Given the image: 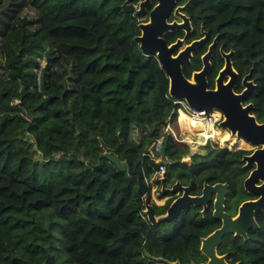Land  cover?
I'll return each mask as SVG.
<instances>
[{"label": "trees", "instance_id": "trees-1", "mask_svg": "<svg viewBox=\"0 0 264 264\" xmlns=\"http://www.w3.org/2000/svg\"><path fill=\"white\" fill-rule=\"evenodd\" d=\"M123 1L0 0V264L205 259L200 240L218 226L211 202L205 215L185 205L176 218L151 224L142 218L137 176L99 158L109 148L151 178L155 162L142 153L162 136L164 122L176 121L179 108L156 56L139 49L141 20L122 10ZM183 2L193 26L187 41L202 27L206 44L217 37L216 48L233 50L240 76L251 69L256 88L249 99L263 121L264 0H177ZM178 35L165 37L171 42ZM205 47L183 65L187 78L199 69ZM183 117V127L203 130ZM226 140L203 145L183 162L188 145L169 135L165 183L178 180L198 194L205 183L224 182L226 208L236 207L249 196L241 160L249 151L235 150L244 141ZM168 204L154 205L155 214ZM255 220L258 228L247 239L226 236L218 254L227 252L232 264H264V211Z\"/></svg>", "mask_w": 264, "mask_h": 264}, {"label": "water", "instance_id": "water-1", "mask_svg": "<svg viewBox=\"0 0 264 264\" xmlns=\"http://www.w3.org/2000/svg\"><path fill=\"white\" fill-rule=\"evenodd\" d=\"M150 1L141 0L135 9L129 0H124L121 8L124 12H130L140 16L144 13L145 8L149 7ZM175 5L176 0H156V4L149 11V20L138 24L140 34L135 36V40L138 42L139 49L143 54L156 56L169 80L168 94L172 98L184 100L194 110H210L212 108L220 110L223 114V119L220 122L222 127L228 129L232 135L242 138L250 144L258 145L251 153L244 154L241 158L244 162V167H252L243 181V186L248 192L257 195V200L241 203L238 208V213L235 217H232L223 208L226 183H215L213 185L205 183L201 195L192 196L188 193V188L182 186L178 181L171 188H165L162 185V191L164 193L174 192L175 185L181 186L183 193L169 205L164 214L156 217L154 209L148 202V197L145 194L147 185L141 171L135 166H132L128 158L121 161L117 155L110 154L109 148H105L104 152L99 155V158L106 157L113 162L118 170L126 171L130 175L134 174L137 176V193L144 197L145 208H143L142 212L147 215V219L151 224H158L176 218L180 209L185 205L192 204L205 208L206 203L211 200L212 194H215L212 215L214 218L221 220V225L202 238L200 248L204 255L208 257V260L206 263L199 264H228L225 262L223 256L216 254L215 247L221 243V238L226 233H234V235H240L246 239L248 229L258 228L253 211L264 210V123L258 124L254 116L250 115L252 109L251 103L242 104V102L249 98L252 89L255 87V84L251 80H248L250 72L242 78V85L245 88L239 93L233 90L237 73L231 65V51L228 53L222 51V54L225 56V66L219 71V76L216 79V87L213 89L207 87L206 73L210 66L209 57L214 47V41L208 46L207 52L202 55L203 65L200 71L192 74V80L196 82L185 77L182 71V64L189 62L192 51L196 46L203 43L207 33L204 31L203 37L193 40L189 45H183V39H177L175 43L168 44L163 37L167 31L184 28L185 37L190 31L189 18L179 11L182 6H176L174 11L175 15L181 18L182 21H172L171 23L167 21ZM176 50L177 53L175 54L174 52ZM227 73L230 78L224 83L223 78ZM167 140L168 134L165 135L160 150L162 161L155 164V170L158 169L163 161H166L164 149ZM115 152L116 150H113V153ZM156 180H158L157 176ZM259 180L260 185L256 186L255 183ZM157 260L163 261L166 264H179L177 261H168L163 258H157Z\"/></svg>", "mask_w": 264, "mask_h": 264}, {"label": "flooded vegetation", "instance_id": "flooded-vegetation-1", "mask_svg": "<svg viewBox=\"0 0 264 264\" xmlns=\"http://www.w3.org/2000/svg\"><path fill=\"white\" fill-rule=\"evenodd\" d=\"M140 1H141V0H139L137 3H132V2H130V1H129V2L132 3V4L134 5L135 9H136V8L138 7V3H139ZM155 4H156V0H151V1H150V5H149V7L145 8L144 13H143L142 15L139 16V19L141 20L140 22H147V21L149 20V11H150V9H151ZM185 5H186V2H183V3H181V4H178V3H177V0H176V5L174 6L173 10L171 11V13H170V15H169L167 21L170 22V23H171L172 21L181 22L182 19L179 18L178 16H176L175 13H174V11H175L176 6H182V8H180L179 11L182 12L183 14H185V15L189 18V22H190V31L188 32V34H187L186 37H185V29H184V28H180V29H175V30L167 31V32L163 35V37L165 38V40H166L165 35H166L168 32L178 31V32L180 33V35L176 36V37L173 39V41H171V42H167V40H166V42H167L168 44H173V43H175L177 39H183V40H184V41H183V45H185V44L189 45L193 40L200 39L201 37L204 36V34H203L204 29H203L202 27H200V28H199V36L196 37V38H192V39H190V40L187 41V39L189 38V35H191V33L193 32V26H192V23H191L190 17H189V16L185 13V11H184V7H185ZM137 16H138V15H137ZM205 32L207 33V35H206V39L203 41V43H202L201 45H198V46H196V47L194 48V50H193L192 53H191V56H190V60H189V62H188V63H183V64H182V71H183V65H184V64H190V63H191V60L193 59V54H194V51L196 50V48H197V47L206 46L205 49H204V51L199 55V58H198L199 61H200V67H199V69H196V70L191 71V72H190V75H189V77H188V79L192 78V74H193L194 72H199L200 69H201V67H202V65H203V63H202V55H203L205 52H207V50H208V46L214 41V47H213L212 52H211V55H210V57H209L210 66H209V69H208V71H207V73H206L207 87H208V88H211V89H213V88L216 87V79H217L218 76H219V71L222 70V69L224 68V66H225V56L222 54V51L225 52V53H228V52L231 51V54H230L231 65H232V68H233V69L236 71V73H237V79H236V82H235V84H234V86H233V90H234V92H236V93L241 92V90H242L243 88H245V87L242 85V78L244 77L245 74L242 75V76H240L239 73H238V71L234 68L233 63H232V54H233V50H228V51H226V50H224V49L222 48V45H219L218 48H216L217 37H216V39H215V38L211 39V41L208 42V43L206 44V42L208 41V32H207L206 30H205ZM182 47H183V46H182ZM180 48H181V47H180ZM174 53L176 54V53H177V50H176ZM175 56H176V55H175ZM216 64H220V66H218V67L215 69V65H216ZM249 72H250V75H251V69L249 70ZM249 72H248V73H249ZM183 73H184V72H183ZM185 77H186V76H185ZM186 78H187V77H186ZM229 78H230L229 74H228V73L225 74V75H224V78H223L224 83H226V82L228 81ZM248 80H251V81L255 84V87H254V88L252 89V91H251V93H252V92H254V90H255V88H256V83L254 82V80H253L250 76H249ZM251 93H250V94H251ZM249 97H250V95H249ZM248 103H251V104H252V109H251V111H250V115L254 116V118H255V120H256V122H257L258 124L264 123V115L261 116L262 119H263V121H258L257 118H256L255 113L252 112V110H253V108H254V106H255V105H254V101H252L251 99L248 98L247 100H245L244 102H242L243 105L248 104ZM221 113H222V112H221ZM221 132H222V131H221ZM222 133H223V132H222ZM228 137H229V136H228ZM245 143H247V144L250 145V147H251V151H249V153H251L255 148L258 147V145L250 144V143H248V142H246V141H245ZM201 147H202V146H201ZM201 147H200V149H201ZM194 152H201V150H196V151L189 152V154H188V155H189V158H190V154H192V153H194ZM249 153H248V154H249ZM189 158H188L187 160H185V159H183V157H182L181 161H183V162H188V161H189ZM166 162H168L167 159H166L165 163H166ZM155 164H157V163H155ZM242 167H244V162H243V164H242ZM244 168H247V167H244ZM251 169H252V167L247 168L248 171H247L246 176L244 177V179L247 177V175L249 174V172H250ZM164 177H165V170H164ZM244 179L242 180V186H243V181H244ZM176 182H178V180L174 181L172 184H167V183H165V181H164V179H163L162 181H159V182L154 181V182H152V183H150V184L147 185V193H148V195H149V203H150V205H152L153 209H154V205H156V206H162V205H164L167 201L169 202V204H168V207H169V205H170V204H171V203H172L177 197H179V196L182 195V193H183V188H181V186H177V185H175V187H174V192H165V193H164V192L162 191V185H164L165 188H171ZM179 183H180L182 186H186V185H183L180 181H179ZM217 183H224V182H217ZM176 184H177V183H176ZM214 184H215V183H214ZM255 184H256V186H257V185H260V180L257 181ZM211 185H213V184H211ZM151 186H154L155 189H156V192H155V194H154L153 196H150V188H151ZM186 187H187V186H186ZM187 188H188V187H187ZM202 188H203V186H202ZM243 189L247 192V194H248L249 196H248L246 199H243V200H242V201H241L236 207H234V205H233L234 202H232L231 207H230L229 210H228V209L226 208V206H227V202H226V198H227L226 196H227V195H226V194H227V190H228V186H227V184H226V194L224 195L223 208H224V211L227 212V213H229L232 217H235L236 214L238 213V208H239V206H240L241 203H243V202H245V201H254V200H257V197H258L257 195H254V194L248 192V191L244 188V186H243ZM201 191H202V189H201ZM201 191H200L198 194H190L189 191H188V193H189L190 195H192V196H196V195H199V196H200V195H201ZM214 200H215V194H212V198H211V200H209V201L206 203V207H205V208H203V206H195V205H193V206H195V207L197 208L198 212H199L201 215H205V214H207L206 211H207V209H208V203L211 202V204H212V209H211V212H210V213H211V216L213 217L212 212H213V208H214V207H213V202H214ZM190 205H192V204H190ZM232 205H233V206H232ZM168 207H167V208H168ZM143 208H144V204H143ZM143 208H142V210H143ZM167 208H166V210H167ZM181 209H182V208H181ZM181 209H180L178 215L180 214ZM142 210H141L142 218H144V220L148 221V219H147V215L144 214V213H142ZM166 210H165V212H166ZM258 211H264V210H258ZM258 211H255V210L253 211L254 218H255V213L258 212ZM165 212H164V213H165ZM154 213H155V209H154ZM164 213H163V214H164ZM159 215H162V214H155L156 217H158ZM213 218H214V217H213ZM215 219L218 221V226L215 227V228L212 230V232H213L216 228L220 227V225H221V220L218 219V218H215ZM250 229H252V228H250ZM250 229L247 230V233H248V231H249ZM209 234H210V233H209ZM226 236H233V237H236V235H234V233H226V234L221 238V243H220L218 246L215 247V249H216V254L219 255V256H223V257H224V260H225L226 263H228V264H232V263H229V262L226 260L227 252H224L223 254H218V252H217V248L222 244V242H223V240H224V238H225ZM238 236H239V237H242V236H240V235H238ZM242 238H244V237H242ZM244 239H245V238H244ZM246 239H247V238H246ZM200 241L202 242V239H201ZM228 245H229V247L233 246L231 242H228ZM200 247H201V243H200ZM200 250H201V248H200ZM201 252H202V250H201ZM202 253H203V252H202ZM203 254H204V253H203ZM204 256H205V255H204ZM207 260H208V257L205 256L204 261H201V262H199V263H206ZM199 263H195V264H199ZM234 264H238V262H236V263H234Z\"/></svg>", "mask_w": 264, "mask_h": 264}, {"label": "built area", "instance_id": "built-area-1", "mask_svg": "<svg viewBox=\"0 0 264 264\" xmlns=\"http://www.w3.org/2000/svg\"><path fill=\"white\" fill-rule=\"evenodd\" d=\"M173 102L180 103L179 99H173ZM184 112L180 108L177 109V118L175 122H166L164 125V131L162 136L159 138L155 139L152 141L146 148V150L142 153V155H148L150 156L155 163H159L162 161L161 156H160V150L162 148L163 140L166 134L171 135L172 138L176 142L180 143H186L189 148H191L192 143L196 144V147L200 148L201 146L208 144V143H216L215 140H210L211 142L207 141L205 139V135H203V130L207 132L211 137H214L213 131L217 132L218 130L224 131L229 137H232L234 139H239L235 135H232L228 129L222 127L220 125L221 120L223 119V114L221 113L220 110L216 108H212L210 110L202 109V110H194V109H189L188 112H184L190 121L192 122H198L203 126V130L191 132L187 128H183L179 122V114L180 112ZM176 126V127H175ZM202 134V135H201ZM236 137V138H235ZM190 145V146H189ZM239 148V147H237ZM235 148V150L237 149ZM191 152V151H189ZM189 152L186 153V155H183V159L187 160L189 158ZM164 170H165V162L163 161L158 169H156L152 175L151 178L146 179L143 177L146 185L157 181L159 182L160 180L164 179ZM156 176L158 177V180H156ZM156 192V189L154 186H151L150 188V196H153ZM146 196L148 197V202H149V195L147 193L146 189ZM143 199V204H144V197L141 196ZM145 208V207H144ZM143 213V212H142Z\"/></svg>", "mask_w": 264, "mask_h": 264}, {"label": "rangeland", "instance_id": "rangeland-1", "mask_svg": "<svg viewBox=\"0 0 264 264\" xmlns=\"http://www.w3.org/2000/svg\"><path fill=\"white\" fill-rule=\"evenodd\" d=\"M191 80H192V78H190ZM179 108L181 109V110H183L184 112H188L189 111V109H190V107H189V105L184 101V100H180V103H179ZM184 115H186V114H183L181 117H180V122H181V124H182V118H184L183 116ZM176 127V126H175ZM186 128V127H185ZM188 129V128H187ZM188 130H190V129H188ZM191 131V130H190ZM229 137H228V135L225 133V132H221V134H220V136H219V138H217V139H214V140H219L220 141V143H226V139H228ZM230 138H232V137H230ZM236 138V137H235ZM232 139H234V138H232ZM236 140H238L237 138H236ZM212 145L213 144H215V143H211ZM215 145H218V144H215ZM190 146V145H189ZM237 148V147H236ZM239 148H243V149H245V150H248V151H251V147H250V145H248V144H246V143H244L242 146L240 145L239 146ZM196 150H201V152H203V149H202V147H201V149L200 148H198V147H196V144H193L192 143V146H191V148H189V151H196ZM183 155H186V153L185 154H183ZM166 225V224H165ZM166 227L167 228H169L170 227V225H166Z\"/></svg>", "mask_w": 264, "mask_h": 264}, {"label": "bare ground", "instance_id": "bare-ground-1", "mask_svg": "<svg viewBox=\"0 0 264 264\" xmlns=\"http://www.w3.org/2000/svg\"><path fill=\"white\" fill-rule=\"evenodd\" d=\"M193 82H196L195 80H192ZM183 114H185L184 112H180V114H179V122H180V117L183 115ZM197 124H200V123H198V122H196ZM180 124H181V122H180ZM181 126H182V124H181ZM183 127V126H182ZM183 128H185V127H183ZM220 134H221V130H218L217 132H215V130L213 131V135H215L214 137H211L208 133H207V137L205 136V139H206V142L207 141H210V140H214V139H217V138H219V136H220ZM238 140H241V141H244L242 138H239ZM245 142V141H244Z\"/></svg>", "mask_w": 264, "mask_h": 264}]
</instances>
